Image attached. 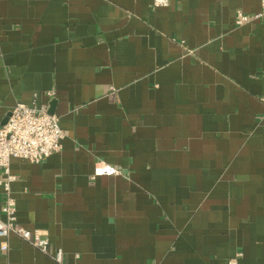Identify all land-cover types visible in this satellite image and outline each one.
I'll use <instances>...</instances> for the list:
<instances>
[{
	"label": "crops",
	"instance_id": "0c3cea01",
	"mask_svg": "<svg viewBox=\"0 0 264 264\" xmlns=\"http://www.w3.org/2000/svg\"><path fill=\"white\" fill-rule=\"evenodd\" d=\"M261 10L0 0V126L21 102L65 131L41 162L10 160L16 222L62 260L11 233L0 264H264Z\"/></svg>",
	"mask_w": 264,
	"mask_h": 264
},
{
	"label": "built area",
	"instance_id": "2783aa9c",
	"mask_svg": "<svg viewBox=\"0 0 264 264\" xmlns=\"http://www.w3.org/2000/svg\"><path fill=\"white\" fill-rule=\"evenodd\" d=\"M167 0H153V6H165ZM261 12L264 14V0H261ZM250 17L238 12L236 23L241 24ZM65 131L59 125L56 114L50 113L45 106H29L16 103L4 124L0 126V187L4 192V200L0 205V244L6 250V238L11 233L30 243L33 247L49 255L56 262H61L63 250L60 247L49 249L46 233L40 229H28L16 222L15 199L11 195L10 184L15 176L10 172V160L19 158L31 163H39L49 155L62 149ZM109 166H99L94 175L115 173Z\"/></svg>",
	"mask_w": 264,
	"mask_h": 264
},
{
	"label": "water",
	"instance_id": "95a60500",
	"mask_svg": "<svg viewBox=\"0 0 264 264\" xmlns=\"http://www.w3.org/2000/svg\"><path fill=\"white\" fill-rule=\"evenodd\" d=\"M50 112V111H49ZM51 113V112H50ZM9 116V115H8ZM8 118V117H7ZM7 118L5 119V122H6V120H7Z\"/></svg>",
	"mask_w": 264,
	"mask_h": 264
}]
</instances>
